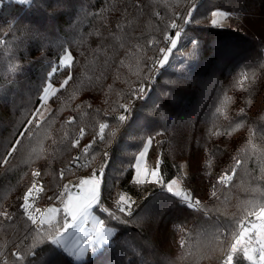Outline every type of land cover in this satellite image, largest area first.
<instances>
[{
    "label": "trees",
    "instance_id": "trees-1",
    "mask_svg": "<svg viewBox=\"0 0 264 264\" xmlns=\"http://www.w3.org/2000/svg\"><path fill=\"white\" fill-rule=\"evenodd\" d=\"M216 11L228 14L226 25H212ZM177 32L188 55L155 72L166 36ZM65 51L71 64L50 74ZM48 83L57 91L37 121ZM149 138L148 169L159 168L164 184L180 178L199 205L187 207L161 184L135 182ZM0 160V212L10 216H0V264H49L54 229L36 230L22 211L37 170L41 208L81 173H102L105 206L122 194L132 200L121 221L98 210L117 230L104 249L81 263L65 253L55 264H224L239 222L264 206V0L4 2ZM230 173V182H217ZM232 264L251 262L238 252Z\"/></svg>",
    "mask_w": 264,
    "mask_h": 264
},
{
    "label": "snow or ice",
    "instance_id": "snow-or-ice-1",
    "mask_svg": "<svg viewBox=\"0 0 264 264\" xmlns=\"http://www.w3.org/2000/svg\"><path fill=\"white\" fill-rule=\"evenodd\" d=\"M18 4L26 6H34L35 0H16ZM60 6V5H58ZM191 11L188 12V16L185 17L186 22L188 18L191 17ZM212 17L225 16L227 13L212 12ZM213 26H218L219 21L217 19H212L211 21ZM171 27H178L175 23ZM176 39L171 37L168 38V43L174 48L176 46V40L179 38V33L175 34ZM161 52H165L164 49H161ZM166 55L163 60L158 63L163 64L166 60ZM72 60L71 53L65 51V54L60 57L59 64L56 68H52L50 74H55L60 67H68L69 62ZM246 75V74H245ZM71 79L69 76L62 82L61 87L68 83V80ZM51 88V84H48L42 91V99L46 100L48 98V90ZM139 92H143L144 89L140 88ZM125 111L128 109L125 106ZM118 120H126V116L121 115L118 117ZM107 124L100 125V132L103 133L104 129L107 128ZM103 139V136H101ZM148 144H151V138L147 141ZM79 145V140L76 141V146ZM12 151H15L13 148ZM107 155V153H105ZM144 152L140 153V158L143 159ZM79 157H75L74 161H78ZM5 161L0 160V163ZM36 176H39L40 173H33ZM64 171H60V177H64ZM143 177V178H140ZM149 177L152 179L150 180ZM232 180V175L225 174L218 179V183L227 184ZM136 183H146V182H155L161 184L162 187L166 188V191L174 197H177L183 200L187 207H194L199 205V201L191 200L187 192L184 190L173 191V186L177 184L176 180H171L167 184L160 179V173L158 168H153L151 170L140 171L139 165H137V178ZM102 179L100 176L93 172L89 177L79 179L78 182L70 188L68 185H64V193L59 197L63 208L49 207L44 212H40L39 209H34L32 212H29V209L32 207L29 204V199L33 196V192L36 190L37 186L33 185L24 196V203L22 208L27 214L28 220L32 224L44 225L47 224L54 229V234L50 238V258L49 264H55L56 257L68 254L75 258L77 261H84L86 254L90 251L93 255L97 254L101 249H104L106 245L109 244L110 240L115 236L116 230L114 228H109L105 226L104 220L98 219L93 215L92 209L94 206L100 207V210L107 213L109 217L120 220V217L116 215L115 212H110L108 209L101 206V201L99 197L100 186ZM75 189L73 191L72 189ZM42 190V189H40ZM121 201H124L123 196L120 197ZM130 203V202H128ZM119 212H125V208L117 205ZM128 215H131V212H127ZM249 217H254L255 219L241 221L238 224V234L235 237L234 243L231 245L230 253L227 256L225 264H232L233 256L236 253H242L243 257L247 259L251 264H264V206L260 207L258 211L249 212L247 214ZM0 216L5 218H10L9 214L6 212H0ZM59 217V218H58ZM91 220L92 230L91 232H85L86 239L83 245H78L74 247H69L66 240V235L69 233V230L72 231H84V227ZM55 221V223H54ZM13 255L16 257L17 261H25L26 256L22 255L19 251L14 252Z\"/></svg>",
    "mask_w": 264,
    "mask_h": 264
},
{
    "label": "rangeland",
    "instance_id": "rangeland-1",
    "mask_svg": "<svg viewBox=\"0 0 264 264\" xmlns=\"http://www.w3.org/2000/svg\"><path fill=\"white\" fill-rule=\"evenodd\" d=\"M9 1H14L16 2V0H0V6L4 3V2H9ZM189 2L193 3L195 2V0H189ZM216 12H219V13H224V12H220V11H216ZM213 19H217L219 21V25L218 26H224L226 25V23L228 22V19L227 17L225 16H217V17H213ZM179 33V32H178ZM171 37L169 35L166 36V40H165V43L163 44V46L161 47V49H164L165 52H161L160 51V56H159V59L157 62H155V65L153 66L154 67V71L155 72H158L160 69H162V67H165L167 66L169 63L173 62L174 64L176 63L175 59L177 58V56H186V54L188 55V49L184 48L183 44H182V41L179 40V38L176 40V46L173 48L169 43H168V38ZM173 39H176V36H173L171 37ZM190 51V49H189ZM65 54V53H64ZM63 54V55H64ZM62 55V56H63ZM166 55V60H164V63L163 64H160L158 63L159 61L163 60L164 57ZM60 61V60H59ZM72 60L69 62V65L71 64ZM59 64V63H58ZM58 66V65H57ZM65 67H60L59 69H63ZM50 84V83H48ZM47 84V85H48ZM144 86H141L140 88H143ZM139 88V89H140ZM145 88V87H144ZM57 91V87H55L54 85L51 84V88H49L48 90V98L46 100L44 99H41V104H40V107L37 109V111L35 112L34 114V119H36L37 121H41L43 120V118L49 113V111L51 110V105H50V99L51 97L56 93ZM144 95V92H137V98L141 99ZM43 97V95H42ZM127 115V114H126ZM125 115V116H126ZM148 150H149V144L146 143V145L144 146V148L138 153L137 157H136V160H135V163H134V180L136 181V178H137V165H139V169L140 171H144V170H149L147 165H146V160H147V154H148ZM141 152H144V157L143 159L140 158V153ZM181 169H182V174H187V167H186V164L185 163H182V166H181ZM158 171H159V168H158ZM160 173V171H159ZM98 176L101 177L102 179V183H101V186H100V192H99V197H100V201H101V198H102V184H103V177H102V173H96ZM89 176H83V174H75L73 175L69 180H66V183H68L69 181L73 180L74 178H79V179H83V178H87ZM140 178H143V177H140ZM149 179L151 180L152 178L149 177ZM160 179H161V176H160ZM174 180L177 181V184L173 186V191H178V190H184L185 192H187V194H189V192L183 188L182 184H181V179L180 178H175ZM65 183V182H64ZM63 183V184H64ZM63 188V186H61ZM61 188V190L58 191L57 189V192H58V195L56 196V199L49 205L41 208V211L40 212H44L46 211L47 208L49 207H57V208H63V204L61 203L59 197L61 196V194H63V189ZM121 196H123L125 198L124 201H121L119 199L118 203L116 202L115 204H112L111 207H107L105 206L104 204H102L101 202V206L103 208H106L108 209L110 212H115L117 216H121L122 212H119L118 209H117V205L119 204L120 207H123L125 208V211H127L131 205V201L129 199V197H127L126 195L122 194ZM130 202V203H128ZM130 209V208H129ZM98 210H100V207L98 206H94L93 209H92V213L94 216H96L98 219L100 217L101 219V216L98 215L100 212H98ZM101 211V210H100ZM98 213V214H97ZM103 215L105 214V217H109L107 213L103 212ZM103 217V216H102ZM111 218V217H109ZM113 219V218H112ZM122 217H120V220L121 221ZM115 220V219H114ZM31 222V221H30ZM32 224V222H31ZM34 225V224H33ZM38 227H35L36 230H39L41 229L44 225H47V224H44V225H41L39 224V222L37 223ZM106 226V225H105ZM109 228H113L111 226H107ZM116 230V228H114ZM92 230V224H91V220H89L88 224L84 227V231H80V230H77V231H72V230H69V233L66 235V240H67V244L69 247H74V246H78V245H83L85 239H86V236H85V232H91ZM117 232V230H116ZM116 234V233H115ZM113 239V238H112ZM111 239V240H112ZM110 240V242H111ZM109 242V243H110ZM92 253L89 251L87 254H86V258L85 260L87 259V257L89 255H91ZM68 255V254H67ZM73 261L75 263H81L83 261H77L75 260V258L71 255H69ZM84 260V261H85Z\"/></svg>",
    "mask_w": 264,
    "mask_h": 264
},
{
    "label": "built area",
    "instance_id": "built-area-1",
    "mask_svg": "<svg viewBox=\"0 0 264 264\" xmlns=\"http://www.w3.org/2000/svg\"><path fill=\"white\" fill-rule=\"evenodd\" d=\"M77 140H79V145H80V135L76 138V141H77ZM87 147H88V144L85 145V147L83 148V150L86 151ZM78 155H79V153H77V154L74 156V158H75V157H79ZM74 158H73L72 164H73V165H76V164L78 163V161H74ZM86 162H87V161H85L84 163H86ZM36 172H39V173H40V170H37V171H35L34 173H36ZM223 175H225V174H223ZM223 175H222V176H223ZM229 175H232V177H233V174H232V173H230ZM78 180H79V178H74L73 180L69 181L68 183L65 182L64 184L61 185V186H63V188L60 186V187L58 188V191L61 190V188H62V189H63V194L66 196L67 194L64 193V185H68L70 188H72V186L75 185V184L78 182ZM33 185H36L37 188H36V190L33 192V196L29 199V204L32 206V207L29 209V212H32L34 209H39V210L41 211V207L39 206V203H40V200H41V194H42V192H43V186H42V180H41V178H40V175H39V176H36V175L33 174V178H32V182H31V187H30V189H32ZM220 185H225V184L220 183ZM30 189H29V190H30ZM40 189H42V190H40ZM72 190L75 191L74 188H73ZM188 196H189L190 199L192 200L191 195L188 194ZM130 201H132V200H130ZM127 209H128V210H127L126 212H129L130 209H129V208H127ZM22 211L24 212V209H23V208H22ZM24 214L27 216V214H26L25 212H24ZM34 226H35V227H38L37 224H35ZM226 260H227V256H226V257L224 258V260H223V263H224V264H225Z\"/></svg>",
    "mask_w": 264,
    "mask_h": 264
},
{
    "label": "crops",
    "instance_id": "crops-1",
    "mask_svg": "<svg viewBox=\"0 0 264 264\" xmlns=\"http://www.w3.org/2000/svg\"><path fill=\"white\" fill-rule=\"evenodd\" d=\"M99 219H100V217H99Z\"/></svg>",
    "mask_w": 264,
    "mask_h": 264
}]
</instances>
